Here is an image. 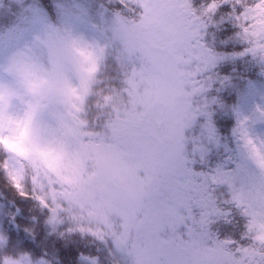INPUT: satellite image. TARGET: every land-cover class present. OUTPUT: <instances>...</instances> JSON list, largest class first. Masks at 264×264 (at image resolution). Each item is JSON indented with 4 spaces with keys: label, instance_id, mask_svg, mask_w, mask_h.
I'll use <instances>...</instances> for the list:
<instances>
[{
    "label": "snow or ice",
    "instance_id": "snow-or-ice-1",
    "mask_svg": "<svg viewBox=\"0 0 264 264\" xmlns=\"http://www.w3.org/2000/svg\"><path fill=\"white\" fill-rule=\"evenodd\" d=\"M120 3L113 46L121 87H103L109 44L70 29L37 36L0 65V171L20 196L46 210L54 231L101 241L112 264H264V171L258 183L238 189L231 175L194 172L184 154V131L202 111L192 98L206 91L217 60L202 40L204 30L222 4H231L246 51L264 54V0H209L199 10L192 0ZM25 60L34 68L31 77L20 72ZM33 89L52 97L38 113ZM93 96L97 111L90 118ZM22 125L46 159L69 167L67 174L41 171L15 155ZM238 132L247 151L255 140L245 122ZM225 183L248 218L247 244L221 241L209 230L214 217L227 215L211 186ZM194 206L203 210L199 218ZM189 220L186 234L179 233ZM24 253L30 252L0 232V264L7 254L25 264H51L46 254ZM85 259L100 264L99 256Z\"/></svg>",
    "mask_w": 264,
    "mask_h": 264
},
{
    "label": "trees",
    "instance_id": "trees-1",
    "mask_svg": "<svg viewBox=\"0 0 264 264\" xmlns=\"http://www.w3.org/2000/svg\"><path fill=\"white\" fill-rule=\"evenodd\" d=\"M56 0H0V29L14 22L22 8L28 3H39L51 15L55 12ZM193 7L201 9L209 0H192ZM95 14L101 11L121 13L124 10L119 0H91L89 4ZM239 10V9H235ZM231 4H222L215 12L212 21L204 30L202 40L216 54L217 60L210 69L211 76L206 91L192 98L193 107L202 109L195 120L185 129L184 151L195 155L198 162L203 164L197 170L214 165L218 159L238 152V140L235 133L233 111L240 93L248 81L256 79L264 73V54L246 51L249 45L238 35L240 29L235 23ZM127 14V13H124ZM109 15V14H108ZM116 50L110 49L105 60L104 72L101 78L103 87L111 84L113 87L122 86V72L116 60ZM97 97L89 100L90 118L96 113ZM217 206L226 216L214 217L209 225L211 233L223 241L227 239L247 244L243 239L248 218L241 211L229 210L226 203L212 189ZM0 219L1 229L9 235L10 242L19 250L26 249L34 258L46 254L51 264H89L85 259L89 256H99L100 264H112L107 261L108 249L104 243L90 236L79 233L62 236L63 228L57 231L46 223L47 212L42 211L35 200L22 197L12 187L6 174L0 171ZM190 223V220L187 221ZM15 240L18 241L15 243ZM107 259H106V258Z\"/></svg>",
    "mask_w": 264,
    "mask_h": 264
},
{
    "label": "rangeland",
    "instance_id": "rangeland-1",
    "mask_svg": "<svg viewBox=\"0 0 264 264\" xmlns=\"http://www.w3.org/2000/svg\"><path fill=\"white\" fill-rule=\"evenodd\" d=\"M90 1L62 0L58 2L57 17L54 20L52 19L53 21H50V16L38 5L24 7L18 23L1 32L5 33V35H3L2 40L0 39V65H6L12 56L28 47L37 36L53 30L70 29L75 34L83 36L89 41L107 43L112 49H115L113 42L118 23V13H110L108 11V15L105 11H101L100 17H93L91 14H94V8H92V13H90V7L87 6ZM3 78L6 83H13L9 74L3 73ZM18 108L19 105L14 104L12 110H17ZM234 115L237 134L239 135L238 155L234 158L230 155L223 157L208 174H215L219 171L226 175H231L235 177L236 186H243L247 189L258 183L262 174L255 163L248 157L238 128L241 122H245L250 138L256 142L264 141V74L260 78L250 81L245 87L235 107ZM187 160L190 163L193 162L190 158H187ZM197 179L200 180L203 177H197ZM220 186L224 188V192L226 190L228 193L225 196L224 193L222 194L226 198L223 201L225 203L229 202L230 206L228 207L233 209V211L239 210L235 203L231 202L232 191L229 184H220ZM1 218H3L2 214H0ZM0 232L9 238V235L1 229V226ZM16 242L18 241L15 240ZM17 249L19 250L20 248ZM20 251L29 252L26 249ZM105 255L108 258L105 257L107 261H110L111 259L108 257L107 252ZM101 262L105 264V262Z\"/></svg>",
    "mask_w": 264,
    "mask_h": 264
},
{
    "label": "clouds",
    "instance_id": "clouds-1",
    "mask_svg": "<svg viewBox=\"0 0 264 264\" xmlns=\"http://www.w3.org/2000/svg\"><path fill=\"white\" fill-rule=\"evenodd\" d=\"M20 72L22 76L31 77L34 73V68L31 62L25 60L20 66ZM37 99L33 102V107L38 113L40 108L46 107L52 101L51 95H42L38 89H33ZM6 105L9 103L6 98ZM35 118V114H34ZM25 126H21V132L17 135L15 143L16 150L15 155L18 156L21 160L30 162L41 171H44L45 168H49L52 171L60 170L64 174H67L70 169L66 164L61 165L60 162L52 161L46 159L42 153L38 150L36 142L33 139V133L31 128L27 131H24ZM247 152L250 154L252 160L254 161L256 167L260 171H264V142H254L253 144L247 147ZM239 189V187L237 186ZM258 194H260L259 188L257 189ZM25 256L31 258V253H24ZM7 264H25V261L21 260L19 255L7 254ZM32 264H36V261L32 259Z\"/></svg>",
    "mask_w": 264,
    "mask_h": 264
},
{
    "label": "bare ground",
    "instance_id": "bare-ground-1",
    "mask_svg": "<svg viewBox=\"0 0 264 264\" xmlns=\"http://www.w3.org/2000/svg\"><path fill=\"white\" fill-rule=\"evenodd\" d=\"M3 35H5V33H1V35H0V39L2 40V38H3ZM1 40H0V42H1Z\"/></svg>",
    "mask_w": 264,
    "mask_h": 264
}]
</instances>
